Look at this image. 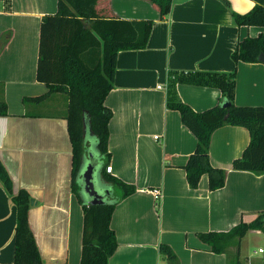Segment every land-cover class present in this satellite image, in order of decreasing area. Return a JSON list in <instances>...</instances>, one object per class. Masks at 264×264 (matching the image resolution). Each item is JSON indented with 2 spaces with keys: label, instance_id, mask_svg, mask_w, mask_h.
Returning <instances> with one entry per match:
<instances>
[{
  "label": "crops",
  "instance_id": "1",
  "mask_svg": "<svg viewBox=\"0 0 264 264\" xmlns=\"http://www.w3.org/2000/svg\"><path fill=\"white\" fill-rule=\"evenodd\" d=\"M56 2L0 0V99L7 110L0 115V161L13 192L24 188L34 200L28 221L43 264H79L83 212L70 188L72 147L62 117L66 100L62 93L47 94L35 77L40 20L55 12ZM263 3L172 0L169 13L159 18L148 0H98L101 14L152 20L145 48L117 52L113 85L104 100L111 111L106 158L111 171L105 172L135 188L112 212L117 247L107 264H235L227 258L234 245L215 253L198 234L226 232L264 212V173L232 168L249 141L248 131L234 125L214 130L209 162L226 171L225 183L210 190L202 174L190 188L183 165L196 138L166 101L174 81L176 98L194 111L209 108L222 98L214 79L222 74L234 81V104L264 106V64H235L231 58L239 39L264 34L262 26L235 25L233 12ZM39 96L44 97L23 102ZM94 155L105 190L113 189L102 177L105 160L96 148ZM153 188L160 190L157 198ZM15 214L0 184V264L13 262ZM252 232L262 231L250 229L240 239L239 264H262L264 236L249 249ZM161 243L177 262L160 255Z\"/></svg>",
  "mask_w": 264,
  "mask_h": 264
},
{
  "label": "trees",
  "instance_id": "2",
  "mask_svg": "<svg viewBox=\"0 0 264 264\" xmlns=\"http://www.w3.org/2000/svg\"><path fill=\"white\" fill-rule=\"evenodd\" d=\"M148 1L158 11L159 18L169 13L172 0ZM97 2L57 0L55 12L42 16L35 70L36 80L46 85L47 94L62 93L66 99L62 117L66 120L72 147L70 188L81 202L83 212L79 264L108 263L117 247L115 233L110 228L112 212L120 199L135 190L133 185L105 172L111 111L104 105V100L113 85L117 52L145 48L152 27L151 19H123L101 14L96 9ZM233 22L237 26L264 27V3L255 4L245 13L233 12ZM261 53H264V34L239 39L231 58L235 64L259 62ZM214 79L219 82L222 98L201 111H194L176 98L174 81L168 86L166 107L179 112L181 123L196 138L195 148L183 165L190 188L197 187L202 174H206L210 190L224 185L226 171L212 166L208 156L211 134L223 125L242 126L249 134L242 153L232 160V168L264 173V106L234 104V81H227L222 74ZM43 97H25L23 102L40 101ZM223 102L228 104L224 106ZM6 114V104L0 99V115ZM91 143L105 160L102 177L113 186L101 193L103 202L95 205L89 203L81 177L87 164L86 156L93 155ZM0 184L16 209L12 264H43L28 221L30 195L24 188L13 192L12 179L1 161ZM250 229H258L264 236V212L251 222H240L226 232H200L198 237L215 253H226L227 248L234 245L236 250L231 256L227 253V258L239 264V241ZM159 253L177 262L166 244L159 245Z\"/></svg>",
  "mask_w": 264,
  "mask_h": 264
},
{
  "label": "water",
  "instance_id": "3",
  "mask_svg": "<svg viewBox=\"0 0 264 264\" xmlns=\"http://www.w3.org/2000/svg\"><path fill=\"white\" fill-rule=\"evenodd\" d=\"M258 59L261 63L264 64V53H261ZM227 104H228L227 102H223L224 106H226ZM93 171H94V166L91 163H87L81 172V177H82L83 190L89 197V203L95 205V204H101L103 202V199L101 192L96 191L93 187L91 180ZM33 202L34 200L30 198L29 204H33Z\"/></svg>",
  "mask_w": 264,
  "mask_h": 264
},
{
  "label": "rangeland",
  "instance_id": "4",
  "mask_svg": "<svg viewBox=\"0 0 264 264\" xmlns=\"http://www.w3.org/2000/svg\"><path fill=\"white\" fill-rule=\"evenodd\" d=\"M63 98H65L64 94ZM66 100V99H65ZM47 111V109H45ZM91 151L95 153V145H93V143H91ZM93 153V155H94ZM89 156L87 158V162L86 163H91L94 166V171L92 172V184L93 187L96 191L103 193L105 191L104 185L102 184L99 176H98V172L96 170L97 167V159L94 156ZM262 232H252L251 234H249L248 237V248H252L256 245L259 244V239H261L262 236Z\"/></svg>",
  "mask_w": 264,
  "mask_h": 264
},
{
  "label": "built area",
  "instance_id": "5",
  "mask_svg": "<svg viewBox=\"0 0 264 264\" xmlns=\"http://www.w3.org/2000/svg\"><path fill=\"white\" fill-rule=\"evenodd\" d=\"M158 87H160V86H158ZM155 138H156V136H155ZM105 170L107 172H110L111 171V166L110 165H106L105 166ZM150 192L154 195L155 198H157L160 195V190L158 188H153V189L150 190ZM259 251H262V249H259Z\"/></svg>",
  "mask_w": 264,
  "mask_h": 264
}]
</instances>
